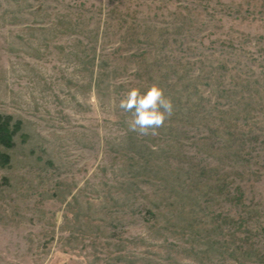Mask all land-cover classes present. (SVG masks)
Listing matches in <instances>:
<instances>
[{
  "label": "rangeland",
  "instance_id": "374dc122",
  "mask_svg": "<svg viewBox=\"0 0 264 264\" xmlns=\"http://www.w3.org/2000/svg\"><path fill=\"white\" fill-rule=\"evenodd\" d=\"M192 76L234 107L226 124L192 88L165 129L134 136L175 139L170 166L216 186L175 204L151 181L129 199L119 99L155 82L176 111ZM263 80L264 0H0V112L24 134L0 165V264H264Z\"/></svg>",
  "mask_w": 264,
  "mask_h": 264
},
{
  "label": "trees",
  "instance_id": "16d2710c",
  "mask_svg": "<svg viewBox=\"0 0 264 264\" xmlns=\"http://www.w3.org/2000/svg\"><path fill=\"white\" fill-rule=\"evenodd\" d=\"M189 79L191 81L187 80L186 82V80L184 79V81L179 80L176 82V84L181 86V88H179L180 91L178 92L177 102L174 103V107L177 104H179L181 94H187L188 92H190L189 90L193 88L194 89L193 94L195 95V99H194V106L192 107L197 108L199 106L200 107L202 106L205 112V114L202 115V118H208L210 120H218L220 124H224L226 122V117L228 116L230 117L229 113L234 111V107L230 105L226 108L217 109L215 102H211L208 98H205L202 92H200V90L198 89L197 82L200 81V78L196 76H192ZM213 79H216V76H210L208 77L207 80L211 81ZM258 87H259L257 89L258 93L264 92V80H263V86L258 85ZM230 91L232 92L233 90ZM239 91L240 90L233 92L236 100L235 102H242L243 99L244 100L247 99L244 96L241 97L240 94L243 93H240ZM231 92L230 95L232 94ZM190 94H192V91L190 92ZM202 100L206 102L205 105H203ZM188 102L192 105L193 103L192 98H189ZM179 106L180 105H177L176 111H173L172 109V114L174 115V117L182 113L181 111L182 108ZM214 110H218V114H221L222 119H220L219 116L215 115V112L213 114ZM247 112H249V109H247ZM224 114H226L225 118H223ZM190 117H191L190 119H192V117L194 116L191 115ZM169 122L171 121H168L167 123ZM183 122L191 123L197 121L189 120ZM213 122L214 121H211L209 124L213 125ZM164 124H166V122L162 123L163 126L160 127L161 130L162 128L163 129L166 128ZM21 131H22V121L20 119L14 118V116L11 114L0 112V165L6 166L10 164L12 160V156L9 153V150L14 148L16 144L15 139L17 136H20L23 139L24 134ZM130 132L131 134H128L129 141H128L127 151L131 155L127 158V160H128V164L131 161L130 163L131 168L126 178V181L118 184L119 189H122L123 186L126 190H128V193H130L128 195L129 199L137 198L138 195L137 193H135L136 190L137 189L140 191L143 190L142 188H140L141 183H148L151 181L155 183L158 182L157 183L158 185L161 184L164 192V194L161 193V195H152V196H170L171 197L170 203L173 202L175 204H181L179 202L182 203L185 202L184 201L185 198L192 199V196L190 194V189L192 188L193 185H196L197 187L199 186L207 187L208 185L212 188L216 186L218 178L213 179L212 181L207 177L201 176L210 172L206 167L205 168L201 167L199 171H196L194 170V168L185 167L181 165H176L174 167L170 166L167 159L168 157H170V155L168 154L171 153V150L178 148L175 139H172L171 141V137H166V142L164 141L161 143L163 145H160L158 143L145 142V147L143 148L142 145L143 143H141L142 140L137 139L134 136L135 133L134 131H130ZM224 134L228 135V137H226L227 141H231L234 139L233 132L225 131ZM159 140L161 139L158 138V141ZM156 194L158 193L156 192ZM194 199H196V195H194Z\"/></svg>",
  "mask_w": 264,
  "mask_h": 264
},
{
  "label": "clouds",
  "instance_id": "9594fccd",
  "mask_svg": "<svg viewBox=\"0 0 264 264\" xmlns=\"http://www.w3.org/2000/svg\"><path fill=\"white\" fill-rule=\"evenodd\" d=\"M118 106L131 113L128 128L140 134L155 132L172 112V101L155 82L143 89L131 87L119 99Z\"/></svg>",
  "mask_w": 264,
  "mask_h": 264
}]
</instances>
